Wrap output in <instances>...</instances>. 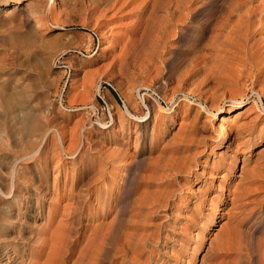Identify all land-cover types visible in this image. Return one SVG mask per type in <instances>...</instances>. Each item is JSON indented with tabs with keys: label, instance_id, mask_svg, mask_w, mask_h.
Instances as JSON below:
<instances>
[{
	"label": "rangeland",
	"instance_id": "obj_1",
	"mask_svg": "<svg viewBox=\"0 0 264 264\" xmlns=\"http://www.w3.org/2000/svg\"><path fill=\"white\" fill-rule=\"evenodd\" d=\"M192 1L178 38L174 0H60L55 12L0 0V264H63L59 249L87 264L117 219L118 245L143 242L128 255L109 245L102 264H264V97L248 83L234 100L212 69L193 67L211 31L196 50L186 40L228 1ZM239 105L250 107L229 139L197 140L171 166L190 126L209 134L212 117ZM240 126L249 143L238 144ZM145 191L162 203L141 206Z\"/></svg>",
	"mask_w": 264,
	"mask_h": 264
},
{
	"label": "bare ground",
	"instance_id": "obj_2",
	"mask_svg": "<svg viewBox=\"0 0 264 264\" xmlns=\"http://www.w3.org/2000/svg\"><path fill=\"white\" fill-rule=\"evenodd\" d=\"M42 1L43 3L45 1L49 5L50 9H48V11L54 10L55 12V10H58L60 5V0H42ZM148 1L149 0H144L145 4H147ZM191 1L192 0H174L176 6L170 12L171 16L169 20H171V22H173L175 26L178 27V38H180V36L187 33L188 29H191L189 28L192 25L191 21H193L194 20L193 18L196 17L195 13L193 14L190 13L191 15L189 14L190 17H188V14L186 15L187 11L185 10L184 11L186 12L185 13L186 16H184L183 9L185 8L188 9ZM227 1H228V4H226L227 13L225 15L223 16L217 15L218 16L217 20L214 21L213 24H211L210 22V20L213 18H211L210 20H206V22H204L203 24V31L200 34L201 36L197 35L195 37H192L191 39L186 38L187 40L184 39L183 43L186 40L185 43L188 45L187 49L191 51L196 50L199 47L198 45L201 38L205 37L209 33V31H211L209 36L210 39L208 38L209 40L206 43V45L211 50H209L210 52L205 51L203 53L202 52L196 53L195 55L196 57L193 56L194 58H192L193 59L192 62L194 65L193 67L194 68L197 67L196 70L197 69L201 70L206 67L212 69L214 75H216L219 78L221 86L234 88L235 89L234 91L238 92L237 94L239 95L240 98L236 97L234 100L246 98L249 90L248 83L252 84L251 86L252 91L255 92L258 95V97L262 100L264 97V37L258 35V31L256 28L257 26L256 20L257 19L260 20L261 24L263 23L264 25V0H227ZM22 2L23 0H10L9 3L11 5L17 6ZM75 2L76 1H74V3ZM120 2L121 5L124 6L132 3L133 0H117L116 5ZM4 3L6 4V1ZM203 6H200L199 8H197V10L201 9ZM34 9L32 4H28L27 17L32 18L34 20V27H36V29L34 30L33 34L38 35V33H40V28L44 25V21H42L41 18L37 16V13ZM188 12H191L190 8ZM234 13H237L238 15L237 22L236 21L233 22L231 20L232 17L230 16ZM40 36L43 37L42 34ZM177 40L179 41V39ZM257 84H260L258 88L256 87ZM242 101L243 100H241V102ZM253 103H257V106L259 107V104L255 98H253ZM249 107L250 106L244 108L241 107V105H239L237 106L235 111H231L230 109H228L227 111L220 112L216 116L212 117L210 119L211 124L208 127L210 128L209 134L199 135L198 131L194 129V126H190L188 130L184 132L181 135V137H179L180 143L178 144V148L175 149L173 156L169 158L174 162L171 166L173 167L176 164H178L180 158H178L177 153L183 152L186 149L191 148V146L197 140L205 142L210 138H217L219 140V143L221 144L223 141L229 139V135L231 131V123L238 121V119L245 113V111ZM217 118L220 121L219 123L217 121ZM251 129L248 130L245 129V126H240V128L237 130V135H236L237 138L236 140L239 141L238 144H245L248 142L244 138L247 134H252V135L254 134L253 130ZM214 133L216 134V136L213 135ZM60 139L62 142L63 139L62 135H60ZM25 154L24 153L22 155L20 154V156H18L19 155L18 154L16 160H18V158L22 159V157L26 156ZM30 156L33 155L30 154ZM263 158H264V146H261L256 151V159H263ZM197 159L198 156L194 154L193 157L191 156V158H189L188 160L189 161L192 160L195 162L197 161ZM245 159L246 156H244V161ZM167 164H171V163H167ZM242 168H244V166ZM11 176H14V174H12ZM4 195L6 196V198L11 196V194L7 192H5ZM140 199H141L140 201L141 206L143 204L147 205L148 203L149 204H155V202L159 204L162 203L161 199L159 198H155L152 201H150L149 191H145L143 195H141ZM216 210H217V203H214L212 208V213L210 214V219H211V215L214 214ZM226 213L228 214V212ZM118 218H119V214H118ZM118 221L119 219L113 221V223L111 222L112 224L108 227L109 228L108 231L105 233V235L103 234L104 236L101 238V244H99L100 246L99 250L94 249L91 250V252L89 253L90 260L89 262L87 261L88 263L86 262L87 264H102V260L104 259V254L107 251L109 245L111 246V244H115L119 251H122L128 255L131 251V247H130L131 243L132 244L134 243L136 247L138 244L143 242L142 240H138L136 242H132V241L130 242L126 240L122 244L118 245V241L116 237L118 230L115 229V224ZM53 249H51L50 254L52 253ZM54 255L56 256L59 255L58 257L60 259V262H62L63 264L65 263L67 264L68 260H66V257L62 254V249L61 250L59 249L58 253ZM55 260L56 259H54V261Z\"/></svg>",
	"mask_w": 264,
	"mask_h": 264
}]
</instances>
